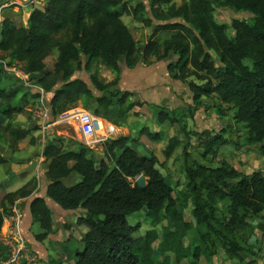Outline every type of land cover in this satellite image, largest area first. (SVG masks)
Returning <instances> with one entry per match:
<instances>
[{
    "label": "trees",
    "instance_id": "16d2710c",
    "mask_svg": "<svg viewBox=\"0 0 264 264\" xmlns=\"http://www.w3.org/2000/svg\"><path fill=\"white\" fill-rule=\"evenodd\" d=\"M217 7L249 12L251 18L232 19L230 26L219 23L213 15ZM149 10L151 15L146 16L141 1L129 6L127 0H46L31 9L27 24L4 17L0 21V52L7 62L0 61V145L14 152L27 136L33 144L35 138L30 134L38 128L37 124L24 128L16 122L26 100L23 97V104L14 103L23 86L4 65L19 63L24 74L41 72L33 81L44 92L62 82L49 99L54 117L80 103L91 107L94 114L120 123L119 118L125 120L127 112L140 105L136 101L124 106L131 93L109 90L118 83L120 61L134 68L140 62L150 64L152 57L158 61L174 56L176 59L167 64L168 73L187 86L194 109L206 108L204 99L215 96L234 109V120L246 129L244 142L260 144L264 153V0H182L180 5L171 0H150ZM123 14L151 28L143 45L138 46L122 21ZM229 27L234 31L231 37ZM53 52L56 58L48 65ZM96 63L113 73L108 82L100 79L96 70L90 73L93 86L103 92L100 96H95L85 81L72 77L81 69L90 71ZM114 106L119 118L113 116ZM217 110L221 112L219 106ZM156 116L160 123L179 124V117L170 108L158 107ZM182 132L186 134L184 127ZM139 133L152 141L161 137L146 127ZM204 134V154L215 156L227 140L222 132ZM133 141L128 135L108 137L98 158L84 144L66 149L61 137L46 141L41 149L46 162V198L65 210H84L76 224L87 230L79 239L81 246L75 250L73 264H198L200 257L210 260L218 247L242 263L241 252H248L249 257L257 255L251 247L244 248L242 241H247L243 232L250 227L249 216L264 218L262 171L245 174L226 162L216 167L200 163L190 166L185 156V189L174 197L171 185L156 168V156L140 154L130 145ZM178 144V137L168 138L165 156H170ZM5 163V153L0 152V164ZM140 174L146 179L145 187L129 180H136ZM37 188L34 176L19 188L3 192L0 229L8 207L34 196ZM222 201L226 202L227 216L219 217L218 204ZM189 204L193 221L186 220L180 210ZM141 209L153 222L169 221L162 227L161 236L155 230L134 236L139 225L129 224L126 217ZM29 212L40 229L34 239L42 242L53 232L52 212L45 197L34 196ZM190 231L196 242L189 240ZM155 250L163 253L160 262L153 258ZM8 254L9 249L0 244V257L5 259ZM254 263L255 258L245 262ZM50 264L62 263L50 260Z\"/></svg>",
    "mask_w": 264,
    "mask_h": 264
},
{
    "label": "rangeland",
    "instance_id": "374dc122",
    "mask_svg": "<svg viewBox=\"0 0 264 264\" xmlns=\"http://www.w3.org/2000/svg\"><path fill=\"white\" fill-rule=\"evenodd\" d=\"M4 1L8 3L7 6L3 5L4 3L2 2ZM45 1L46 0H0V21L7 16L16 19L21 24H27L31 9L36 6H41ZM138 1L144 4L145 15L150 16V0H127V4L129 6L135 5ZM171 1L176 5L182 3V0ZM213 15L217 22L226 23L229 26L232 19L249 20L251 18L249 12H237L228 7L215 8ZM121 18L130 29L138 46L143 45L151 33V28L143 25L142 22L134 19L131 15L123 14ZM227 34L230 37L233 36V29L229 27ZM0 55L3 57L0 61L6 64L7 58L4 57V53L0 52ZM55 58L56 52H53V54L48 57L47 64L52 65ZM175 59L176 57L170 56L168 59L158 62V64L157 61L154 62V58L152 57L150 60L153 64H144L140 62L134 68H127L123 61H120L121 71L118 83L109 90H117L119 91L118 93H122L123 91L131 93L125 100L124 106L135 103L136 101L140 102V105H134L132 109L127 112L125 120H121L117 117V107L114 106L113 116L119 118L120 123L118 120H110L109 118L98 116L93 113L91 107L87 108L80 103H77L76 108L88 111L100 117L104 124L112 125L114 128L112 135L130 136L134 140L130 145L140 154L145 156H150L151 154L155 155L158 159L156 168L166 177L171 185L173 189L172 195L174 197L180 196V191L185 189L187 181L184 170L185 156L190 166L200 163L216 167L222 162H226L241 173L252 174L258 170L264 173V153L260 149V144H246L244 142L246 129L242 123L234 120L233 108L228 107L227 104H221L215 96H213L204 99L207 105L206 108L196 110L194 109L196 106L192 102V94L184 83L172 79L169 75L170 78L167 79L168 83L166 85L164 84L162 72L165 71V68L167 69L168 62L174 61ZM82 62H85V57H82ZM4 68L10 75L19 79L18 85L23 86L14 103L23 104L22 98L24 97L26 100L25 110L23 113L16 116V122L24 128H32L37 124V115L42 112V110L46 111L45 107L48 109V113L44 118V122L46 121L44 125L47 126L46 129L37 128L31 131L30 135L35 138L33 144L30 143L31 136H27L19 142L16 151L9 152V155L6 154V150L3 152L7 158V163L0 164V192L13 191L35 176L38 179V187L40 188L37 196L43 194L46 197V192L42 191V187H40L47 183V179L44 175L46 162L43 161V157L40 155L45 142L61 137L66 149H77L80 144L86 145V139L78 131L75 121L63 117V113L55 117L50 114L49 99L52 96L53 90L61 85V81L53 87L52 91L44 92L33 79H27V74H24L21 70V64L18 63L15 66L4 65ZM95 70L100 79L104 82L113 79V73L103 65L97 63L92 65L90 71L81 69L76 71L72 77L80 78L85 81L91 88L93 94L95 96H100L103 95V92L97 90L90 81V73ZM153 77H157L156 81ZM146 80L151 84L157 82V84H155V89L159 91L158 98L154 96L155 92L153 91H150L154 93L153 95L152 93H148L150 95L147 96L145 92L148 88ZM131 83H133V85ZM151 95L152 97H150ZM151 98H153V100H151ZM115 99L116 97L113 98V101H115ZM169 105L173 108H170ZM161 106L175 110L176 117L180 119L179 124H170L168 121L163 123L158 122L156 118L157 109ZM189 106L192 114H190ZM218 106L221 108V112L217 110ZM144 127L151 132L160 133V139L152 141L146 137V135L140 134V129ZM182 127L186 130V134L182 132ZM205 131H209L213 134L222 132L224 138L227 140L224 145L217 148L215 156L207 153L204 154L205 141L207 139L206 134H204ZM172 136L179 138V144L173 150L172 154L166 157L164 149L167 145V139ZM99 137L100 136H96L91 139L89 141L90 144L86 145L95 151L97 158L99 154L101 155L102 153L103 141H95ZM184 152H186V155ZM31 161H36V165L33 169H27L20 174H16L8 181H4L12 171L10 170L12 164L21 165V168L24 169L31 164ZM26 175L32 177L26 180ZM129 180L131 182L135 181L134 179ZM2 194L3 193H0V197ZM225 205L226 202L224 201L218 204L217 215L219 217L227 216ZM57 206L59 210H55L52 204L50 205L52 212V229L54 231L49 237L42 241L44 248L42 247V250H39L37 253L32 251L31 246L25 240L26 238L19 231V223L22 219V206L13 205L8 207V211L4 214V221L0 229V233L6 230L4 232L5 234H0V244L6 248L18 246L19 259L15 264H50V260H60L62 264L74 263L75 250L81 246L79 239L87 230L85 226L82 227L76 224L77 215L80 216L83 214L80 212L81 208L77 210H65L58 204ZM180 210L183 211L186 220L193 221L190 214V204L186 208H180ZM126 219L129 224L139 225L134 236L142 235L148 230H155L159 236H161L162 227L170 224L167 219H162L160 222H153L152 219L146 215L145 209L128 215ZM248 221L250 222V227L243 232V237L247 238V241L241 240L242 245L244 248L251 247L257 255L249 257L248 252H241L240 254L244 258L243 263L245 264L249 258H255L254 264H264V218L260 219L255 216H249ZM27 231L28 237L31 241L35 242L36 240L34 239L33 233H38L40 231L38 223L34 222L30 224ZM188 236L189 240L196 242L197 238L193 235L192 231L189 232ZM187 240L186 238V243ZM36 242L38 244L40 243L39 241ZM156 244L157 241L153 243V247H156ZM153 258L155 261L160 262L163 259V253L155 250ZM1 259H3L2 256L0 257V260ZM243 263L238 262L235 258L227 256L224 249L220 247L217 248V253L214 254L210 260L200 257L198 262V264Z\"/></svg>",
    "mask_w": 264,
    "mask_h": 264
},
{
    "label": "built area",
    "instance_id": "2783aa9c",
    "mask_svg": "<svg viewBox=\"0 0 264 264\" xmlns=\"http://www.w3.org/2000/svg\"><path fill=\"white\" fill-rule=\"evenodd\" d=\"M4 6H7V2H3ZM45 107V106H44ZM46 111L40 112L37 115V125L38 128L46 129L47 126L44 125V118L47 116L48 109L45 107ZM63 117L69 118L77 123V129L78 131L85 137L86 139V145H89V141L96 136H100L95 141H104L108 137L114 136L112 135L114 132V128L112 125L104 124L103 120L82 109H78L76 107L71 108L63 112ZM17 247L10 246L9 254L5 259L0 260V264H15L16 261L19 259V249Z\"/></svg>",
    "mask_w": 264,
    "mask_h": 264
},
{
    "label": "crops",
    "instance_id": "0c3cea01",
    "mask_svg": "<svg viewBox=\"0 0 264 264\" xmlns=\"http://www.w3.org/2000/svg\"><path fill=\"white\" fill-rule=\"evenodd\" d=\"M3 3V2H2ZM162 60H158L157 61V63L158 62H161ZM155 62V61H154ZM150 64H153V62L152 63H150ZM159 64V63H158ZM163 71V70H162ZM156 78L157 77H153V79H155V81H156ZM162 78L164 79V84L166 85L168 82H167V79L168 78H170L169 77V74H168V70L165 68V71H163L162 72ZM161 79V78H160ZM147 81V80H146ZM132 85H133V83H131ZM147 84H148V88L145 90V92H146V94H147V96H149L150 94H148V93H152V92H150V91H153V92H155V94L154 93H152V95L154 94V96L155 97H157L158 98V90H156L155 89V84H157V82H155V83H150L149 81H147ZM154 87V88H153ZM156 90V91H155ZM51 94V93H50ZM152 95L150 96V97H152ZM150 97H149V99H150ZM151 100H153V98H151ZM169 107L170 108H173L172 106H170L169 105ZM18 123V122H17ZM44 159V158H43ZM22 166L21 165H18V164H12L11 165V167H10V170H12V171H18L20 168H21ZM9 170V171H10ZM26 177V180H28L30 177H32V176H25ZM23 185V184H22ZM46 185H47V183L45 184V185H42V186H40V187H42V191H46V188H44V187H46ZM38 190H36V192L34 193V196H37L38 194V192H39V190H40V188L38 187L37 188ZM0 193H3V192H0ZM34 196H32V197H30V198H25V199H20V200H17L16 202H15V204L14 205H17V206H22V214H21V222L19 223V231L24 235V237L26 238L25 240H26V242L31 246V248H32V251L33 252H35V253H37V252H39V250L41 251L42 250V247L44 248V246H43V243L42 242H40L39 244L35 241H31V239L28 237V229H29V227H30V224H33L34 222L32 221V218H31V215H30V212H29V203H30V201H31V199L34 197ZM39 196H41V197H45L43 194H40ZM45 199H46V202H47V205H48V207H49V209H50V205L52 204V206H53V208H55V210H59V208H58V206H57V204H55L52 200H50V199H48V198H46L45 197ZM51 201V202H50ZM51 210V209H50ZM80 211V210H79ZM78 211V212H79ZM80 212H82V214H84V211H82V209H81V211ZM77 216H79V215H77ZM53 230V229H52ZM6 231V230H5ZM5 231H2V233L3 234H5L4 232ZM54 231V230H53ZM2 233H0V234H2ZM33 234H35V233H33ZM52 233H50L49 235H48V237L51 235Z\"/></svg>",
    "mask_w": 264,
    "mask_h": 264
},
{
    "label": "water",
    "instance_id": "95a60500",
    "mask_svg": "<svg viewBox=\"0 0 264 264\" xmlns=\"http://www.w3.org/2000/svg\"><path fill=\"white\" fill-rule=\"evenodd\" d=\"M42 73L41 72H38V73H29L27 74V79L31 80V79H37L38 77H40ZM6 148L2 145H0V152L3 153L5 152ZM7 155H9L10 153L7 152L6 153ZM31 157V156H30ZM36 165V161H31V164L26 167V168H21L20 170L18 171H11L9 173V175L4 179V181H8L9 179H11L13 176H15L16 174H20L22 173L23 171L27 170V169H33ZM138 184V186L140 187H145L146 186V179L144 177L143 174H140L136 177V180H135Z\"/></svg>",
    "mask_w": 264,
    "mask_h": 264
}]
</instances>
